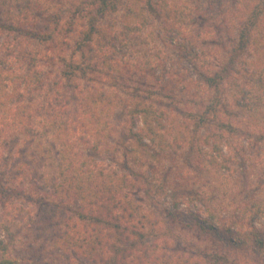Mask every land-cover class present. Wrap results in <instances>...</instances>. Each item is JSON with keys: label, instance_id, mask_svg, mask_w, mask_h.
Listing matches in <instances>:
<instances>
[{"label": "trees", "instance_id": "16d2710c", "mask_svg": "<svg viewBox=\"0 0 264 264\" xmlns=\"http://www.w3.org/2000/svg\"><path fill=\"white\" fill-rule=\"evenodd\" d=\"M260 3L254 11L264 9V0ZM121 6L122 0H0V264H32L17 258L26 251L41 264H195L166 252L148 216L119 189L120 175L103 165L117 152L108 143L119 100L107 90L120 85L112 74L132 70L137 60L125 65V55H116L118 34L109 35L108 43L99 41L106 37L100 22L117 12L124 22L119 35L137 38L145 16L167 19L180 8L166 0H134L119 12ZM250 26L240 27L238 50L246 47ZM180 49L182 59L196 57ZM149 66L161 63L152 60ZM219 74L204 83L217 88ZM246 84L238 87L243 98L252 95ZM135 116L130 110L125 115L130 139L141 138L132 130ZM10 142L19 146L8 162L2 157ZM35 185L50 191L54 203L33 198L28 191ZM24 200L51 207L36 217L17 203ZM232 238L222 243L247 244ZM252 243L264 251V241Z\"/></svg>", "mask_w": 264, "mask_h": 264}, {"label": "rangeland", "instance_id": "374dc122", "mask_svg": "<svg viewBox=\"0 0 264 264\" xmlns=\"http://www.w3.org/2000/svg\"><path fill=\"white\" fill-rule=\"evenodd\" d=\"M166 1L180 8L167 19L145 16L137 38L119 35L123 19L117 12L100 22L106 37L99 41L108 43V36L116 33V55H125V65L137 60L132 70L112 74L120 85L114 92L107 90L119 100L111 113L114 130L108 143L117 152L105 157L103 165L120 175L119 189L148 216L152 235L169 255L182 254L195 264H264V251L252 243L264 241V9L254 11L262 3ZM132 3L122 0L119 12ZM244 23L251 25L247 45L238 50ZM181 45L196 57L182 59ZM152 60L161 66L146 69ZM216 73L221 75L217 88L207 86L205 78ZM246 83L250 103L249 94H239L238 87ZM129 110L136 113L132 130L141 138L130 139L126 131ZM16 146L8 143L2 159L11 161ZM31 189L33 198L54 203L47 189ZM17 203L36 217L45 208L44 217L51 207ZM231 234L247 244L226 247L222 241ZM29 253L17 258L41 264Z\"/></svg>", "mask_w": 264, "mask_h": 264}]
</instances>
